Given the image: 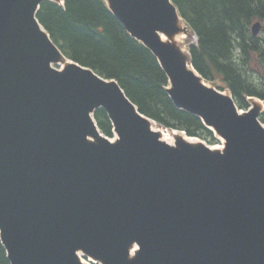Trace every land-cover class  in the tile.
Wrapping results in <instances>:
<instances>
[{
    "label": "water",
    "instance_id": "water-1",
    "mask_svg": "<svg viewBox=\"0 0 264 264\" xmlns=\"http://www.w3.org/2000/svg\"><path fill=\"white\" fill-rule=\"evenodd\" d=\"M43 1L0 0V235L11 264H84L79 251L102 264H264L261 106L241 112L191 69L172 41L186 29L172 0L106 1L156 56L175 106L224 138L223 151L162 141L117 80L63 55L37 20Z\"/></svg>",
    "mask_w": 264,
    "mask_h": 264
},
{
    "label": "trees",
    "instance_id": "trees-1",
    "mask_svg": "<svg viewBox=\"0 0 264 264\" xmlns=\"http://www.w3.org/2000/svg\"><path fill=\"white\" fill-rule=\"evenodd\" d=\"M196 35L191 63L209 82L222 84L240 109L249 97L264 100V0H172ZM37 19L69 59L118 81L139 111L166 128L185 131L209 144L219 140L201 118L175 106L168 77L153 52L133 38L104 0L43 1ZM100 130L113 137L104 108L94 111ZM260 120L264 123V113ZM0 264H11L0 237Z\"/></svg>",
    "mask_w": 264,
    "mask_h": 264
},
{
    "label": "rangeland",
    "instance_id": "rangeland-1",
    "mask_svg": "<svg viewBox=\"0 0 264 264\" xmlns=\"http://www.w3.org/2000/svg\"><path fill=\"white\" fill-rule=\"evenodd\" d=\"M186 27V29L185 30H181L178 34H179V38L178 39H175L173 42L182 50V51H184V53L185 54H188L189 53V51H188V48H189V45H191V44H193V43H195L196 42V40H197V38H196V36H195V34L191 31V29H189V27L186 25L185 26ZM261 32V31H260ZM177 34V35H178ZM55 67H58V68H60L61 67V65H55ZM207 83L210 85V86H212V87H214V88H216L217 90H219V91H222V92H226V93H230V91H229V89H227V88H221V87H223V85L222 84H214V83H212V82H209V81H207ZM259 100L260 99H258V98H248V102H249V108H252V107H254L255 105H259V103L262 101H260L259 102ZM259 102V103H258ZM264 102V101H263ZM241 111H247V110H244V109H240ZM261 111L263 112L264 111V109L262 108L261 109ZM263 124V126H264V123H262ZM170 131V130H169ZM170 132H172V131H170ZM111 139H113V137L111 138ZM197 139H199V138H197ZM200 140V139H199ZM206 144H207V142H206ZM215 146H219V147H222L223 146V143L222 142H219L218 144H216ZM86 253H84V255H85ZM90 258V256L88 255V254H86L85 256H83V259L86 261V262H88L89 264H100V263H98V262H95V260L92 258V261H91V259H89ZM85 263V262H84Z\"/></svg>",
    "mask_w": 264,
    "mask_h": 264
},
{
    "label": "bare ground",
    "instance_id": "bare-ground-1",
    "mask_svg": "<svg viewBox=\"0 0 264 264\" xmlns=\"http://www.w3.org/2000/svg\"><path fill=\"white\" fill-rule=\"evenodd\" d=\"M179 34L178 35H176L173 39H172V41H174L175 39H178L179 37ZM161 37H162V39L164 40V41H169L170 39L167 37V35H165V34H163V33H161ZM61 65H63V64H61ZM190 67H191V69H193L197 74H198V72L193 68V66L190 64ZM201 80H203V79H201ZM203 82H205L207 85H209L208 83H207V81H204L203 80ZM261 100H259V102H260ZM258 102V103H259ZM259 105L261 106V108H263L264 109V102L263 101H261L260 103H259ZM151 127H152V129L154 130V131H157L158 133H160L161 134V140L162 141H165V142H167V143H169V144H171V145H175L176 144V142H175V140L177 139L176 137H184V139L185 140H187V141H190V142H192V143H198V142H200L201 140H199V139H197V138H188V137H185V135L182 133V132H180V131H173V132H170L169 130H166L165 128H163V127H161L157 122H154V121H152L151 122ZM93 140V139H92ZM201 143H204V142H201ZM211 149H213V150H221V147H219V146H211ZM137 251H138V247H137V245L135 244H133L132 246H131V256H134L136 253H137ZM78 255H79V257L81 258V260L83 261V262H85V264H89L88 262H86L84 259H83V256H85L84 255V253L83 252H81V251H79V253H78ZM89 259H91V261H92V258L90 257Z\"/></svg>",
    "mask_w": 264,
    "mask_h": 264
}]
</instances>
